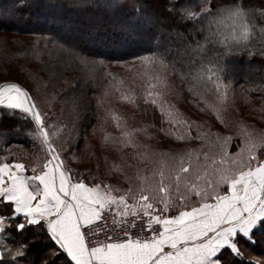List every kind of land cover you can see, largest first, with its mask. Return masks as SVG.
<instances>
[{
    "label": "snow or ice",
    "instance_id": "obj_1",
    "mask_svg": "<svg viewBox=\"0 0 264 264\" xmlns=\"http://www.w3.org/2000/svg\"><path fill=\"white\" fill-rule=\"evenodd\" d=\"M164 8L167 23L158 21L148 4H138L135 13L174 36L180 55L169 59L171 50L161 51L159 43L150 56L133 54L141 67L154 71L146 74L142 94L133 90L119 100L134 106L142 101L145 114L149 108L158 112V131L184 147L149 153L150 145L137 134L152 139L147 129L155 123L122 128L123 118L107 112L120 132V139L111 140L113 150L133 149L142 164L151 165L144 175L138 169L134 178L125 177L126 189L98 176L89 182L90 172L69 166L79 162L73 152L79 147L78 134L73 135L76 100L65 101L73 112L69 128L43 110L59 100L54 91L41 97L38 86L0 83V112L30 126L26 135L34 149L31 167L11 153L0 157V264H245L242 245L257 231L264 234V128L226 123L222 113L234 89L217 69L221 62L227 66L247 58L252 63L257 57L264 69V0H167ZM75 55L84 64L97 63ZM244 91L246 103L259 101L251 110L264 123V72ZM172 92L184 95L222 130L213 132L209 125L200 131L206 121L181 119L169 103ZM253 92L258 95H248ZM110 136L105 133L102 145H109ZM122 171L112 164L107 173Z\"/></svg>",
    "mask_w": 264,
    "mask_h": 264
},
{
    "label": "trees",
    "instance_id": "obj_2",
    "mask_svg": "<svg viewBox=\"0 0 264 264\" xmlns=\"http://www.w3.org/2000/svg\"><path fill=\"white\" fill-rule=\"evenodd\" d=\"M92 2L100 4L107 2L114 6L94 7L88 0H0V33L38 36L48 39L49 44L53 46L69 50L67 52L70 54L44 56L48 60L46 69L49 68L44 72L56 76L54 80L47 81V85L44 84L47 86L46 92L53 94L54 91L59 97L49 109L56 114V121H64L69 128L73 126L70 123L73 112L71 103L66 105L65 101L71 102L74 99L78 102V117L73 135L78 134L79 147L73 149L75 155H79L78 151L84 147L86 151L95 152L97 144H94L92 139L96 140L107 128L116 130L112 119L106 117L107 112H114L123 118L122 128L125 124L127 127L131 124L120 110V106H125L127 102H121L118 93L134 90L137 94H142L148 83L143 74L147 71H149L147 74H152L154 71L151 66L141 67L139 62L134 60L133 54L150 56L159 43L162 46L161 51L164 48L171 50L169 59L180 55L174 36L170 37L163 32L158 24L150 25L143 18L138 19L135 13L138 4H148L150 13L154 14L158 21L163 20L167 23L164 8L167 0H92ZM45 7L49 10L45 11ZM36 19L40 20L35 21ZM108 22L116 25V29L110 30L111 24H105ZM84 39L88 44L86 46L81 42ZM75 54L92 61H102L103 64L95 66L103 69L90 72L89 69L96 68L92 64L85 66L86 64L77 59ZM239 60L240 58L236 57V61ZM121 65L128 68L123 75H104L105 68H119ZM83 68H88V71ZM262 72L264 69L261 68L259 57L252 63H249L247 58L243 62H229L227 66L223 62L220 63L217 74L234 89V92H229L228 104L225 106L227 111L222 113L226 123L242 121L257 129L264 128V123L260 121V113L251 110L259 106V101L253 98L246 103L244 100L246 95L244 89L251 88L253 83H259ZM78 76L77 87L80 89L75 88L73 82ZM40 81L43 82V78H40ZM76 91L81 95H75ZM248 95L256 97L258 93ZM179 96L185 109H189L193 115L202 116L212 127L214 126L213 132L222 130L218 122L200 112L184 95ZM211 100L212 97L209 95L208 102ZM129 105L139 110L140 121L151 119V124L155 123L159 128L158 112L154 114L149 108L145 114L142 101L139 106ZM29 127L22 119L0 112V157L11 153V158L22 160L31 167L34 149L31 138L26 135ZM185 127L181 126L180 131L183 132ZM192 131L195 134L197 129L193 127ZM223 131L227 134L226 130ZM238 142L237 140L236 143ZM231 150L235 151V146ZM95 153L92 155H96ZM242 251L245 264L248 261L252 264H264V234L257 231L252 241L242 245Z\"/></svg>",
    "mask_w": 264,
    "mask_h": 264
},
{
    "label": "rangeland",
    "instance_id": "obj_3",
    "mask_svg": "<svg viewBox=\"0 0 264 264\" xmlns=\"http://www.w3.org/2000/svg\"><path fill=\"white\" fill-rule=\"evenodd\" d=\"M44 10L47 11L49 9L48 7H45ZM38 20L40 19H36L35 21ZM105 24H111L110 26L106 25L109 26L110 30L116 29V25L110 22ZM3 41H7V43H2ZM81 42L83 46L88 45L85 39ZM67 51L69 50L53 46L51 43L49 44V41L46 38L38 36H20L18 34L0 33V83H3L5 81L10 82V80H13L28 87L38 86L40 89L41 97H51L52 94L45 91V86L47 85V81L50 82L54 80L53 78H55L56 76L53 75V73H49L47 71L44 72V70L49 69H46L48 60L45 59L44 56H46L47 54H70ZM96 64L103 63L102 61L98 60ZM95 65H93V67L96 69H89L90 72H95L97 71V69H103ZM85 66L88 65L86 64ZM125 69L128 70V68L123 67V65H121V67L119 68H105L106 72H104V75H123L126 72ZM83 70L88 71V68H83ZM148 72L149 71L144 73L143 76H146ZM40 78H43V82L40 81ZM117 78L118 77H116V79ZM73 82L74 86H76L75 88L78 89L79 87L77 86L79 82V76L73 79ZM146 87L147 85L144 87V89ZM114 88L116 89L117 86H114ZM74 94L81 95L80 93H77V91ZM121 94L122 92L119 91L118 96H120ZM168 100L170 104H174L176 108L179 109L181 119L187 117L188 119L195 120L197 122L206 121V123L203 124V127L199 130L207 131L209 129L210 123H208L207 120L202 116L193 115L189 109H185V107L183 106V100L180 99V96L178 94L172 92L168 95ZM120 107V110H122V112L124 113V117L131 122L128 127L129 129L137 127L143 128L146 125L151 124V119H148L149 121H140V118H138L139 110L131 107L128 103H126L125 106ZM49 108L50 107H43V110L45 111L47 116L52 117V121H56V114L54 112H51L52 110H50ZM193 127L196 128L195 125ZM158 129L159 128L157 127H149L147 129V132L152 135V139L150 140H146L145 134L143 133L137 134L139 140L144 141L145 143H148L150 145V148L148 149L149 153L160 151L176 152L184 147V145H182L180 142L171 139L170 136H167L162 132H159ZM213 130H215L214 126H211V131ZM105 133L111 134L108 146L102 145V139ZM118 139H120L119 130L107 128L105 131H103V133H100V136L96 140L95 138L92 139V142L94 144H97V149L94 150L96 153L86 151L84 149L85 147L83 146L84 148L79 150L77 153L79 155H76L77 157H79V162H77L76 160H72L69 166L73 169L74 172H90L91 176L88 178L89 182H91V177L98 176L101 180H104L107 183H111L119 188H128L129 183L128 181H126L125 177L134 178L138 169L140 171V174L144 175L146 174L145 169H150L151 165L142 164L139 157L135 155V151L133 149H124L123 153L114 151L113 146L111 145V140ZM199 143V141H194L193 145L195 146ZM139 151L143 152L144 149L141 148L139 149ZM92 153L96 154L94 155L96 158L92 155ZM98 164L99 170H97ZM112 164L120 165L123 171L114 172L109 175L107 173V170ZM132 183L133 186H135L138 181L133 179ZM254 260L260 262V260L257 258H254Z\"/></svg>",
    "mask_w": 264,
    "mask_h": 264
}]
</instances>
